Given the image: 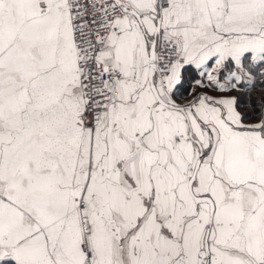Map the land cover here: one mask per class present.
<instances>
[{"label":"snow or ice","instance_id":"6c2138e0","mask_svg":"<svg viewBox=\"0 0 264 264\" xmlns=\"http://www.w3.org/2000/svg\"><path fill=\"white\" fill-rule=\"evenodd\" d=\"M0 264H264V0H0Z\"/></svg>","mask_w":264,"mask_h":264}]
</instances>
